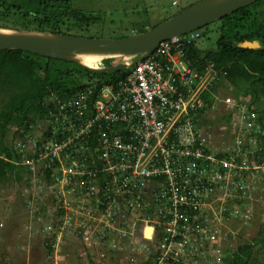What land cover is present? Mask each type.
I'll return each instance as SVG.
<instances>
[{
    "label": "built area",
    "instance_id": "built-area-1",
    "mask_svg": "<svg viewBox=\"0 0 264 264\" xmlns=\"http://www.w3.org/2000/svg\"><path fill=\"white\" fill-rule=\"evenodd\" d=\"M199 36L193 31L165 40L123 80L87 85L59 100L57 117L68 134L35 151L44 168L54 169L50 194L65 210L62 225L46 228L55 235L54 264H65L58 243L67 235L85 238L80 253L90 259L95 247H106L123 254L124 264H226L239 234L227 220L234 223L242 202L227 189L248 190L246 172L264 166L248 160L256 140L242 132L252 133L254 125L236 121L255 116L231 96L221 103L241 109L225 130L228 138L222 131L225 141L220 137L219 144L197 123L218 75L213 64L200 74L185 58L186 44ZM229 235L232 245L224 250Z\"/></svg>",
    "mask_w": 264,
    "mask_h": 264
},
{
    "label": "trees",
    "instance_id": "trees-1",
    "mask_svg": "<svg viewBox=\"0 0 264 264\" xmlns=\"http://www.w3.org/2000/svg\"><path fill=\"white\" fill-rule=\"evenodd\" d=\"M176 1L177 4H172L178 5L179 1ZM88 4L89 0H0V28L86 36L91 27L103 24L105 16L102 10L88 7ZM213 30L218 34L215 44L204 48L203 39ZM145 31L147 28L134 29L128 36ZM197 31L200 36L196 43L186 44L184 48L186 60L200 74L209 64H213L218 71L214 83L204 94L205 105L199 112L197 123L208 129L221 123L232 125L233 118L238 117V110L243 105L248 106L247 114L255 116L253 119L260 126L259 132L254 130L257 124L252 127V133L259 141V148L250 155L249 164L264 166V105L261 104L264 101V0L242 7ZM122 58L104 57L102 65H115ZM128 72L129 70L94 73L75 62L45 57L26 50L0 49V185L21 182L23 174L30 177L33 171H25L23 167V162L30 158L27 156H37L35 151H39L43 142L53 136L54 140L67 136L68 133L62 131V123L57 117L59 100L72 96L87 85L123 80ZM228 93L236 98L241 107H225V113L210 119V112L221 105L219 95ZM226 131L225 137L228 138L229 133ZM217 134L225 141L222 131ZM215 136L216 133L213 138ZM90 144L92 148L95 147L93 139H90ZM31 145L35 147V151L31 149ZM54 161L56 163V159ZM39 170H42L39 173L42 178L48 181V188L51 183L56 182L52 166ZM253 171H247L246 178L255 175ZM258 172L260 180L258 183L254 182V188L264 187V169L261 167ZM251 182L247 181L248 184ZM26 185L30 184L27 182ZM50 203L52 208L59 205L56 197H52ZM33 207L36 218L50 214L39 203ZM240 210L234 220V226L239 230L238 242L231 250L232 253H226L224 261L226 264H264V223L250 241L239 239V235L244 234L256 214L252 213L249 219H245L241 215L245 210L243 207ZM53 212H56V217L65 214L63 208ZM38 234L45 236L39 239L45 246L46 257L36 264H54L55 235L49 234L46 227H42ZM115 257L113 264H124L121 253H115Z\"/></svg>",
    "mask_w": 264,
    "mask_h": 264
},
{
    "label": "rangeland",
    "instance_id": "rangeland-1",
    "mask_svg": "<svg viewBox=\"0 0 264 264\" xmlns=\"http://www.w3.org/2000/svg\"><path fill=\"white\" fill-rule=\"evenodd\" d=\"M178 1V5H173V0H89L88 7L102 10L105 16L102 21L103 24L91 27L90 32L86 33L85 37L121 38L130 35L134 29L147 28L148 30L166 18L176 14L182 8H186L200 0ZM217 35L215 30L208 32L203 39L204 48L213 46L217 39ZM96 65L102 67V59L97 60ZM219 96H221V99L231 96L233 100H236L231 93ZM261 104L264 105V101H262ZM225 107L224 103H221L219 107L210 112L209 118L215 119V115H222L225 113ZM247 107L248 106L243 105L244 109ZM236 121L246 128L250 125L253 126L257 124L254 130L257 132L260 131V126L255 119H249L243 115V117ZM231 127L232 125L230 124L221 123V125L218 126H211L209 131L212 134L216 133L217 136H215V139L219 140L220 144L222 140L217 132H225L226 129ZM242 135L249 142L251 141V137L256 141L258 140L256 136L251 133V130L242 132ZM256 141L252 140L250 150L257 151L259 147L256 148L255 146H258L259 141ZM78 142L81 144L80 140ZM31 149L35 151L33 145H31ZM248 154H244V156L246 157ZM34 156L36 155L27 156L30 158H28V161L26 160L23 162L25 171H33L32 167L29 166V161L35 166V170L30 174V177L28 174H23V180L21 182L13 184L8 182V185H0V264H36L38 261L45 258L46 249L39 239H43L45 236L44 234H38V230L42 229V227L49 228L53 224L55 226L62 225L60 221L64 219L63 216L57 219L55 216L56 212L52 213L53 210H62V207L57 205L52 208L50 203L52 199L50 194L51 190L46 186L48 181L39 174L42 173V170L39 169L46 167L48 164L45 165L44 161L37 160V156L35 161L29 160L33 159ZM249 159L248 157V160ZM253 174L255 175H251V179H248L252 182L249 184L250 188L244 190L246 192L239 189H227V192H235L237 201L240 197L242 199L239 207L238 205L236 206L238 208L237 211L243 207L245 213H248V216L252 213H256L254 215L255 217L252 219L253 221L249 223L248 229L246 228L244 234L241 233L239 235V239H247L248 241L256 234L259 226L264 223V187L260 186V188H254V182L256 181L258 183L260 180L258 179L260 173L258 170H254ZM27 182L30 185H26ZM36 203H39L40 207L49 211L50 214L38 216L36 218L34 215L35 209L33 207ZM227 223L230 225L229 230H234L232 228L234 223H232L231 220H227ZM77 224L78 220L75 225ZM96 225H98V223H96ZM60 230L64 232L62 228ZM84 239L83 236L79 235H75L74 238H72L71 235H67L58 243L59 253L65 256V264H113L112 260L114 261L116 259L114 253L115 249H112V252L108 253L106 247L103 251L100 247H95V252L92 253L91 259L89 255L84 253V250L80 253L82 249L80 244H82V240L84 241ZM88 241L90 242L89 239ZM221 244L222 248L225 250L226 246L232 245L231 238H228L226 242L223 239ZM102 252L106 253V259L100 260V254ZM121 258H123L122 254Z\"/></svg>",
    "mask_w": 264,
    "mask_h": 264
},
{
    "label": "water",
    "instance_id": "water-1",
    "mask_svg": "<svg viewBox=\"0 0 264 264\" xmlns=\"http://www.w3.org/2000/svg\"><path fill=\"white\" fill-rule=\"evenodd\" d=\"M256 1L258 0H200L154 28L121 38L0 28V49L26 50L45 57L75 62L94 73L129 70L153 53L159 43L196 32ZM85 54H97L100 59L118 56L123 58L115 65L99 67L87 65L83 61Z\"/></svg>",
    "mask_w": 264,
    "mask_h": 264
},
{
    "label": "bare ground",
    "instance_id": "bare-ground-1",
    "mask_svg": "<svg viewBox=\"0 0 264 264\" xmlns=\"http://www.w3.org/2000/svg\"><path fill=\"white\" fill-rule=\"evenodd\" d=\"M101 57L97 54H85L83 56V61L90 66H95L96 61L99 60ZM63 97V96H62ZM147 232H150V228L147 229Z\"/></svg>",
    "mask_w": 264,
    "mask_h": 264
},
{
    "label": "clouds",
    "instance_id": "clouds-1",
    "mask_svg": "<svg viewBox=\"0 0 264 264\" xmlns=\"http://www.w3.org/2000/svg\"><path fill=\"white\" fill-rule=\"evenodd\" d=\"M103 67V66H102Z\"/></svg>",
    "mask_w": 264,
    "mask_h": 264
}]
</instances>
